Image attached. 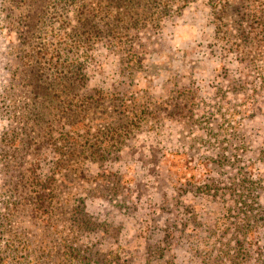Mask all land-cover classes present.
<instances>
[{
    "label": "rangeland",
    "instance_id": "rangeland-1",
    "mask_svg": "<svg viewBox=\"0 0 264 264\" xmlns=\"http://www.w3.org/2000/svg\"><path fill=\"white\" fill-rule=\"evenodd\" d=\"M25 2L0 0V264H264V0H169L71 54Z\"/></svg>",
    "mask_w": 264,
    "mask_h": 264
},
{
    "label": "trees",
    "instance_id": "trees-1",
    "mask_svg": "<svg viewBox=\"0 0 264 264\" xmlns=\"http://www.w3.org/2000/svg\"><path fill=\"white\" fill-rule=\"evenodd\" d=\"M23 1H26L25 3L27 4L29 0ZM168 1L169 0H33V9L31 11L32 13L29 14V10L27 16L46 17L47 15H50V17H61L62 21H57V23L60 22V26H58L57 28L59 30L62 29L67 34L69 45L66 44L65 48L68 46L70 48L71 54L74 50L77 49L75 44H71L72 39L77 40V38L81 39V37L90 38L94 36L98 38L101 36H105L110 38L111 40H114L117 38L115 36L117 31L119 33H123L121 32V29L128 30L131 28V22L133 21V19L135 22L140 19L141 23L154 20L153 16L157 12H159L158 10L161 11L160 13H164L163 15H165L168 12ZM28 6L30 7V5ZM66 17L75 18L77 20L78 25H71V21H68L67 25H65V23H63V19ZM107 21H114L117 23L114 27H110L108 29V34L106 33L105 35L103 34V26ZM94 22H99L101 27L99 29H96L97 27H94L92 30L89 29V36H83V33L86 32L85 27L92 25ZM125 24L127 26H125ZM28 26H30L33 31L34 29L37 30L38 28V26L30 22ZM54 30V26H51L50 29H48V31L51 32H54ZM49 44L50 43L48 41L47 35L41 36L39 40L36 41L33 32V37H30V48L32 49V51L30 56L31 58L29 60H32V63L36 62L37 65L39 60L41 62L44 61L45 57L40 56L39 52L35 51L34 48L39 47L40 45L44 47H49ZM53 60L54 58L49 59L47 63L51 65ZM76 64L77 63L75 60H71V62H69L70 70H72V67ZM51 68L52 72H54L55 74L58 72L62 74V71H59L58 69V65L53 66ZM56 78L58 80L61 79V77H59L58 75Z\"/></svg>",
    "mask_w": 264,
    "mask_h": 264
}]
</instances>
